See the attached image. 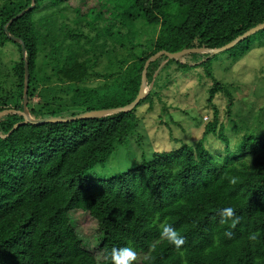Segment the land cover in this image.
<instances>
[{"label":"trees","instance_id":"obj_1","mask_svg":"<svg viewBox=\"0 0 264 264\" xmlns=\"http://www.w3.org/2000/svg\"><path fill=\"white\" fill-rule=\"evenodd\" d=\"M98 1L83 14L63 0H34L33 7V0H1L0 57L10 44L18 58L2 76L10 88L0 79V264H115L112 250L125 247L136 253L131 264H264V136L232 142L235 133L227 134L214 100L226 98L225 117L236 100L213 75L216 54L162 55L149 65L144 97L131 111L42 124H23L22 116L25 63L33 120L126 107L151 57L230 44L264 23V0ZM62 6L94 36L72 29ZM251 36L228 49L234 61L249 51ZM196 68L215 81L207 99L212 119L197 125L200 138L170 150L140 146L132 164L128 156L109 171L137 134L139 108H153L157 88ZM225 208L232 216L221 214ZM74 211L96 221L100 259L87 249ZM165 226L183 239L179 247L161 235Z\"/></svg>","mask_w":264,"mask_h":264},{"label":"rangeland","instance_id":"obj_2","mask_svg":"<svg viewBox=\"0 0 264 264\" xmlns=\"http://www.w3.org/2000/svg\"><path fill=\"white\" fill-rule=\"evenodd\" d=\"M63 1L70 9H79L83 14L87 13L89 9L99 8L98 0ZM66 8L60 7L61 11L69 18L65 22L70 24L72 29L81 30L86 36H94V32L86 22H81L79 26L75 25L73 22L76 19L74 12ZM102 11L105 13V10ZM106 17L108 16L106 15ZM63 22L59 21V24ZM100 24L103 26L102 22ZM229 51L209 58L215 79L220 83L230 85L236 100L235 107L232 114L225 117L226 98L222 94H218L214 104L221 110L220 115L226 124L227 134L235 133V135H231L232 142L237 140L236 137L240 138L247 134L264 136V31H259L251 36L249 51L247 49L244 53H240L238 60L234 61L233 52ZM17 58L18 52L13 45L9 44L1 51V77L12 72L9 68L10 63ZM201 58L202 56L188 55L186 61L194 62ZM100 68L102 69V67ZM100 68L98 67L96 71L102 72L103 70ZM1 77L0 79L4 81L3 87L9 89L12 80H4ZM97 82L93 81L88 85L97 84ZM214 82L207 76L204 68H196L186 74H178L166 87L157 88L154 107L151 108L149 104H146L139 108L140 123L137 134L132 140L130 138L129 143L127 142L128 146L130 145L129 148L120 149L108 165V170H117L118 167H121L120 163L124 162L123 159H127L128 156L131 158L128 157L126 163L132 164L133 156L135 154L139 156L141 153L140 146L146 148L150 146L151 149L158 146L161 150H170L179 147L182 141L183 143H193L194 140L199 139L201 130L197 128V125L204 126L212 119L213 110H210L209 114L207 113V107L210 106L207 99L208 91ZM1 94L2 92H0V96ZM39 100L40 97L37 96L34 102L37 103ZM200 118H202V122L197 124ZM138 136L143 138L141 142L138 141ZM130 142L132 143L130 144ZM124 165L122 164V167ZM71 218L77 230L88 241L87 249L100 259L101 252L97 250L99 233L96 221L81 211L72 212ZM138 264L141 262L139 261Z\"/></svg>","mask_w":264,"mask_h":264},{"label":"water","instance_id":"obj_3","mask_svg":"<svg viewBox=\"0 0 264 264\" xmlns=\"http://www.w3.org/2000/svg\"><path fill=\"white\" fill-rule=\"evenodd\" d=\"M34 6V0H33V4L31 7ZM24 13V12H23ZM262 29H264V23L249 30L248 32H246L244 35L240 36L238 39H236L235 41L231 42L230 44L219 48V49H185L183 51L177 52V53H168V52H159L156 55H154L153 57H151L144 66V70L142 73V84L140 87V91L139 94L137 96V98L134 100V102L126 107H122V108H115V109H108V110H97V111H91V112H86L83 114H80L78 116L75 117H70V118H48V119H44V120H33L30 118L28 111H27V105H28V89H29V67H28V63H25V88H24V101H23V112H22V116L24 118L23 124L26 123H31V124H42V123H56V122H68V121H73V120H77V119H86V118H90V117H97V116H106V115H110V114H115L118 112H127V111H131L133 110L139 103L140 101L143 99L144 94H145V82H146V74H147V70L149 65L152 62H155L157 59H159L162 55H165L168 59H178L179 57L189 54V53H210V54H218L221 53L225 50H228L230 48H232L233 46H235L236 44H238L239 42L245 40L246 38H248L250 35L255 34L258 31H261ZM15 42L20 43L21 47H22V55L23 58H26V49L24 44L21 42V40L19 39H13ZM3 113H0V115Z\"/></svg>","mask_w":264,"mask_h":264},{"label":"clouds","instance_id":"obj_4","mask_svg":"<svg viewBox=\"0 0 264 264\" xmlns=\"http://www.w3.org/2000/svg\"><path fill=\"white\" fill-rule=\"evenodd\" d=\"M221 214L230 217L233 214V210L231 208H225ZM227 234L230 235V233ZM161 235L167 236L169 241L177 247L183 243V239L169 226L163 228ZM135 257L136 253L134 250L128 247L112 250V258L115 261V264H131Z\"/></svg>","mask_w":264,"mask_h":264}]
</instances>
